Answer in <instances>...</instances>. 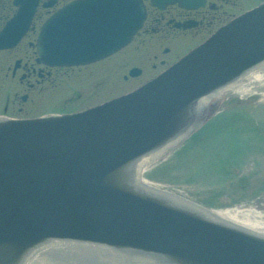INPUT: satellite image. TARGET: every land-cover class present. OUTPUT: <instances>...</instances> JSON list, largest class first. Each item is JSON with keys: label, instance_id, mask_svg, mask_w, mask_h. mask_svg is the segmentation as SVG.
Listing matches in <instances>:
<instances>
[{"label": "water", "instance_id": "obj_1", "mask_svg": "<svg viewBox=\"0 0 264 264\" xmlns=\"http://www.w3.org/2000/svg\"><path fill=\"white\" fill-rule=\"evenodd\" d=\"M37 2L14 0L19 9L0 31V49L24 34ZM65 7L89 10L102 27L70 55L66 45L52 51L45 39L63 12L55 13L39 33L38 61L99 59L124 46L144 18L141 0H74ZM263 62L264 3L129 93L72 114L0 118V264H24L51 240L161 264H264V237L172 203L167 192L147 191L137 169L141 158L188 134L203 98Z\"/></svg>", "mask_w": 264, "mask_h": 264}, {"label": "rangeland", "instance_id": "obj_2", "mask_svg": "<svg viewBox=\"0 0 264 264\" xmlns=\"http://www.w3.org/2000/svg\"><path fill=\"white\" fill-rule=\"evenodd\" d=\"M200 36L186 42L190 44H172L171 49H177L176 54L180 55L199 43ZM153 52L149 44H131L113 54L105 63L98 62L92 67L91 80L102 78L106 83L98 86L97 100L87 103L93 99L85 100L82 92L65 109H83L134 89L151 76V61L148 57ZM6 54H0V99L7 90L19 93L25 91V84L19 83L17 76L14 79L9 74V77L5 76L6 64L12 63L19 52ZM133 65H141L144 74L124 80L122 75ZM78 85L74 84L72 77L58 78L51 86L45 85L40 90L31 91L30 98H37L33 100L38 101V109L43 110L40 113L62 110L58 100L77 92L80 88ZM254 86L260 85L255 83ZM34 102L29 101L24 105L28 115H34L29 112L31 106L36 105ZM202 112L199 120L205 119L206 123L200 128L199 138L182 142L174 151L171 150L144 170L142 177L160 188L171 189L204 206L250 210L264 218V89L251 91L241 97L233 92H224L211 99ZM84 255L85 264H121L117 260L109 261L103 251ZM45 259L47 264H75L76 256L54 254Z\"/></svg>", "mask_w": 264, "mask_h": 264}, {"label": "flooded vegetation", "instance_id": "obj_3", "mask_svg": "<svg viewBox=\"0 0 264 264\" xmlns=\"http://www.w3.org/2000/svg\"><path fill=\"white\" fill-rule=\"evenodd\" d=\"M68 1L70 0H39L30 26L20 42L13 49L3 51L4 53L12 52V54L19 52V55L13 59L12 63L10 61L6 64L5 69L7 72L5 76L9 77V74L11 79L17 76L18 82L25 84V91L19 93L16 90H7L0 99V115L8 118H29L44 114L73 113L81 109H65V106L74 101L76 97L79 98L82 92H84L85 100L88 98L93 99L87 103L97 100V88L103 86L106 80L102 78L99 80H91L93 78L92 67L98 62L105 63L112 55L83 65L49 66L41 62H36L38 58L36 44L42 24L56 11H65L64 5ZM263 1L194 0L196 5L192 6V1H189L187 2L189 6H184L172 0L168 2L166 0H156L157 5L152 3V0H142L145 8V18L142 26L132 36L128 45L134 44L139 46L149 44L150 48L154 49V52L148 57L151 61L152 69L151 76L148 79H151L164 71L180 57V55L176 54L177 49H171L172 44L186 43L200 35L201 41L199 43H201L232 18L252 9ZM10 4L7 13L6 8L1 11L2 0H0V28L17 10V7L13 5V0H10ZM80 10L81 8L75 9L76 12ZM64 13L60 16L57 26L47 34L45 43L52 51L56 47L61 53L63 46L66 45L68 47L67 54L70 55L74 52L73 48L78 46V42L83 41V43H86L91 41L95 31L102 27V23L95 18L94 22L84 24L80 22L82 17L79 14L70 16ZM56 30L59 31L56 32ZM170 57L172 58L171 60ZM16 60H18L17 65H15ZM133 66L139 68V74L135 77L123 74L122 77L124 80L138 78L144 74V68L141 65ZM70 77H72L74 84H81L78 85L80 88L78 87L77 92H72L71 96L61 97L58 100L62 110L40 113L43 110L38 109V101L34 102L33 99L37 100V98H30V92L36 89L40 90L45 85L51 86L58 78ZM106 100L95 102L87 107L102 103ZM29 101L36 104L35 106L32 105L29 111L34 115H28V111L24 109V105Z\"/></svg>", "mask_w": 264, "mask_h": 264}, {"label": "bare ground", "instance_id": "obj_4", "mask_svg": "<svg viewBox=\"0 0 264 264\" xmlns=\"http://www.w3.org/2000/svg\"><path fill=\"white\" fill-rule=\"evenodd\" d=\"M261 68V67H260ZM260 69H254V71L250 70L249 74H246L247 80L251 81L252 84L255 83H264V71L263 73L259 71ZM251 84V83H250ZM229 91V92H227ZM244 87L240 86L238 82H232L212 93V97H217L224 92L230 93H244ZM202 101H205L203 99ZM203 104V103H202ZM201 104V105H202ZM167 149H158L155 152L141 158L137 163L138 174L141 170L145 169L152 161H157V158L160 157ZM143 181V180H142ZM145 187V189L153 194H164L166 193L164 190L153 186L152 184L143 181L141 183ZM164 198L172 203L182 202L183 208H188L189 210H194L199 212L200 214H206L209 219H217L224 224L238 227L254 233L256 235L264 237V218L255 213V211L244 210V209H216V210H207L203 208L201 205L189 200L185 196H179L173 194L172 192H167ZM81 250H89V251H81ZM104 250L107 255L109 261L117 260L120 263H126L123 258H120L116 254H112L109 252L108 248L101 245H94L92 243L81 242V241H72V240H51L47 243H44L38 249L34 250L28 261H25L24 264H47L46 256H51L54 254H71L76 255L75 264H85L83 256L87 253H94L97 251ZM77 252V253H73ZM51 254V255H50ZM87 264H93L91 262H87Z\"/></svg>", "mask_w": 264, "mask_h": 264}]
</instances>
